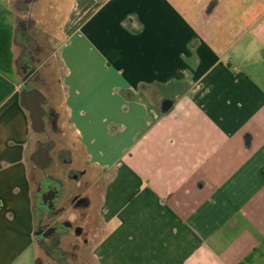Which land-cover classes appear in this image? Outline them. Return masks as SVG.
Listing matches in <instances>:
<instances>
[{
	"label": "crops",
	"instance_id": "crops-1",
	"mask_svg": "<svg viewBox=\"0 0 264 264\" xmlns=\"http://www.w3.org/2000/svg\"><path fill=\"white\" fill-rule=\"evenodd\" d=\"M27 19L60 41V107L96 189L86 264H264V0H0V264L40 257Z\"/></svg>",
	"mask_w": 264,
	"mask_h": 264
},
{
	"label": "flooded vegetation",
	"instance_id": "flooded-vegetation-1",
	"mask_svg": "<svg viewBox=\"0 0 264 264\" xmlns=\"http://www.w3.org/2000/svg\"><path fill=\"white\" fill-rule=\"evenodd\" d=\"M24 23L29 30L27 32L20 31V35L26 34L27 36L30 29L35 26V23L30 19H27ZM21 60L16 63L17 73L21 78V84H25V89H37L33 85H39L43 89H47L45 79L38 73L39 68L33 66L35 63L34 54L27 53ZM25 77L26 79L23 81ZM42 94L45 96L43 104L45 128L47 123L52 134H56L59 131L57 126L58 115H56L49 104L47 95L45 93ZM45 130L39 133L44 134L45 139L36 143L35 151L41 152L43 149H47L51 160L42 169L43 158L39 154L35 159L34 169L37 171L38 176L35 178L32 196L36 213L35 233L37 235V243L43 251H51L52 254H55L60 250L61 240L65 239L67 235H72L73 239L81 241V245L87 243L89 232L91 231L90 198L92 192H95L96 189L92 187L85 167L75 169L72 158L69 160L61 158V154L65 151L58 150L57 158L53 159L50 151L54 149L55 142L48 133H45ZM56 163L69 167L68 171H65L67 172V180L65 182L53 177L49 172L52 165ZM64 216H72V218L69 220ZM72 245V250L77 249L79 246L76 243Z\"/></svg>",
	"mask_w": 264,
	"mask_h": 264
},
{
	"label": "rangeland",
	"instance_id": "rangeland-1",
	"mask_svg": "<svg viewBox=\"0 0 264 264\" xmlns=\"http://www.w3.org/2000/svg\"><path fill=\"white\" fill-rule=\"evenodd\" d=\"M263 8H260L262 10ZM9 20V16L7 18ZM10 26V24L6 25ZM34 29H32L33 31ZM31 31V32H32ZM25 46L27 49V53L34 54L35 63L34 67H38V73L45 79L47 89H43L42 86H35L41 93H45L48 97V100L53 101L58 112V120L57 126L59 128L58 133L52 134L49 125L46 123L45 133H48L50 137L55 142V147L50 151V155L53 159L57 158V151L63 150L61 154V158L64 160H69L72 158L74 165L76 168H84V156L81 148L79 147L75 136L73 135L66 119L65 114L61 110V101H62V89H61V78L63 76L60 61L58 59L57 54L54 52L57 46L60 44L59 40L51 39V32L47 30H42L40 32H32L29 35L25 36ZM239 45H236L233 48L238 49ZM22 58V56H21ZM20 58V60H21ZM22 61V60H21ZM21 79V78H20ZM102 94V93H101ZM49 101V102H50ZM36 138V143L45 139L44 134H32V139ZM71 153V155H69ZM69 167L62 165L60 163H56L52 165L49 169L50 174L53 177L59 178L63 182L67 180V172ZM90 169L87 168V171ZM38 176L37 171L32 167L30 172V178L32 182V193L34 189L35 178ZM33 197V196H32ZM33 199V198H32ZM66 219L71 220L72 216L66 217ZM90 223L98 225V218L94 215L90 216ZM76 243L78 246L77 249L72 250V244ZM60 254H64V263L65 264H86L88 257V248L81 245V241L78 239H73L72 235H67V237L61 240L60 243ZM51 251L46 252L40 249V259L42 264H57L56 261L52 258ZM35 256V255H34ZM34 259H31V264H33Z\"/></svg>",
	"mask_w": 264,
	"mask_h": 264
},
{
	"label": "water",
	"instance_id": "water-1",
	"mask_svg": "<svg viewBox=\"0 0 264 264\" xmlns=\"http://www.w3.org/2000/svg\"><path fill=\"white\" fill-rule=\"evenodd\" d=\"M27 77V76H26ZM26 77L23 79L25 81ZM20 105L28 112L29 119L31 122V128L34 133H42L44 132L45 125L43 121L44 109L43 104L45 101V96L38 91L37 89H25V84H22L21 91L19 94ZM164 111L168 109L169 103H164ZM43 158L42 169H44L51 158L48 155L47 149H43L41 152L35 151L31 156L30 160L35 162V159L38 155ZM36 237V233L34 234Z\"/></svg>",
	"mask_w": 264,
	"mask_h": 264
},
{
	"label": "trees",
	"instance_id": "trees-1",
	"mask_svg": "<svg viewBox=\"0 0 264 264\" xmlns=\"http://www.w3.org/2000/svg\"><path fill=\"white\" fill-rule=\"evenodd\" d=\"M12 34L9 30H7L0 23V72L3 74H7L12 69ZM64 254H60V250L57 253L52 255V258L56 261L57 264H65L64 263ZM35 264H42L40 257H38L35 261Z\"/></svg>",
	"mask_w": 264,
	"mask_h": 264
}]
</instances>
